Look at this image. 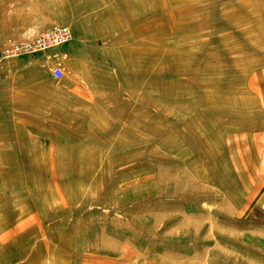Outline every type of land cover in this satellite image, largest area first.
Segmentation results:
<instances>
[{"label": "rangeland", "instance_id": "obj_1", "mask_svg": "<svg viewBox=\"0 0 264 264\" xmlns=\"http://www.w3.org/2000/svg\"><path fill=\"white\" fill-rule=\"evenodd\" d=\"M0 264H264V0H0Z\"/></svg>", "mask_w": 264, "mask_h": 264}, {"label": "built area", "instance_id": "obj_2", "mask_svg": "<svg viewBox=\"0 0 264 264\" xmlns=\"http://www.w3.org/2000/svg\"><path fill=\"white\" fill-rule=\"evenodd\" d=\"M71 31L68 27L54 26L43 32L27 34L18 41H9L6 47L1 51L3 58H14L37 53L51 51L71 39ZM54 78H61L63 70L59 64L51 69Z\"/></svg>", "mask_w": 264, "mask_h": 264}]
</instances>
